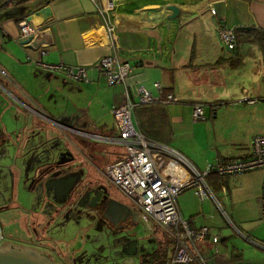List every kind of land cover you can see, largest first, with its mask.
Listing matches in <instances>:
<instances>
[{
  "label": "crops",
  "instance_id": "1",
  "mask_svg": "<svg viewBox=\"0 0 264 264\" xmlns=\"http://www.w3.org/2000/svg\"><path fill=\"white\" fill-rule=\"evenodd\" d=\"M108 1L26 0L0 7V70L5 72H0V115H6L14 125L9 130L4 126L0 160L9 156L5 146L11 143L13 133L26 175L40 172L39 162L34 164L33 158L38 161L48 150L50 159L60 163L59 168L46 170L49 177H55L51 188L59 192L76 174L84 172L93 177L90 165L100 171L123 152L121 145L100 139L113 134L110 110L122 97V87L108 85L97 67L102 57L112 54L111 42L119 58L133 67V87L143 86L161 98L168 94L178 97L179 103L174 105L137 104L132 121L152 143L181 154L185 151L181 141L186 126L193 123L190 115L194 103L204 104L207 119L217 105L236 97L235 89L243 79L252 81L251 89L258 90L252 98L264 97V46L259 39L251 29L243 30L236 35L233 55L218 36L222 20L229 27L248 26L264 32V0H111L114 8L107 13L111 35L100 12ZM167 5L178 7L176 18H169ZM44 7L47 10L43 12ZM23 18L40 29L29 44L19 36L18 22ZM42 49L45 53L40 55ZM40 62L83 66L88 80L74 81ZM155 82L161 86L160 93L153 87ZM249 154L250 150L238 156L217 153L214 162ZM211 184L220 195L222 209L234 213L247 234L264 239V220L258 209L264 170L231 175ZM204 202L210 209L193 218L183 214L182 204L178 206L193 229L207 225L216 232L221 226L219 216L212 210L211 199L200 204ZM28 217L21 223L22 240H7L1 247L31 249L49 261L64 264L65 253L80 246L79 235L68 238L67 245L64 241L47 243L40 236L44 217L32 213Z\"/></svg>",
  "mask_w": 264,
  "mask_h": 264
},
{
  "label": "rangeland",
  "instance_id": "2",
  "mask_svg": "<svg viewBox=\"0 0 264 264\" xmlns=\"http://www.w3.org/2000/svg\"><path fill=\"white\" fill-rule=\"evenodd\" d=\"M243 81L235 89V98L229 97L225 104L217 105L206 120L198 124L188 123L186 126L181 141L185 148L182 155L199 171L204 169L206 163H213L217 153L222 156H238L250 150L254 137L264 135V101L254 104L244 102V98H252L258 90L251 89L252 81ZM242 88L246 90L242 92ZM4 126L8 130L14 128L6 115H0V142ZM13 140H17L15 133L12 134L11 143L7 142L5 146L10 152L9 156L0 160V245L7 240H22L21 223L24 224L26 216L30 217L31 213L34 217L42 214L41 206H36L35 191L29 190L28 185H25V167L22 157L16 154L18 143L14 145ZM90 166L93 176L97 175L107 183L101 172ZM84 167L87 168V164ZM107 184L113 196L128 203L123 194ZM209 185L213 190V185ZM213 192L217 198L220 196L216 189ZM179 195L178 203L182 204L184 215L191 214L193 218L210 209L207 202L200 204L191 189H186ZM212 203V210L221 222L216 231L219 242L213 244L210 240H205L197 244L207 264H264V239L247 234L237 223L234 213L225 210V215L214 201ZM64 224L60 220L49 228V232L48 229L40 231V236L47 243L64 241L67 245L68 238L79 235L84 241L81 249L86 255L84 264H123L124 260L131 261L130 264H155V249L165 248L166 253L171 247V243L159 230L141 220L123 226L122 232L118 234H111L106 228L101 229L88 217L86 222L78 224L71 219ZM47 233L50 237L46 236Z\"/></svg>",
  "mask_w": 264,
  "mask_h": 264
},
{
  "label": "built area",
  "instance_id": "3",
  "mask_svg": "<svg viewBox=\"0 0 264 264\" xmlns=\"http://www.w3.org/2000/svg\"><path fill=\"white\" fill-rule=\"evenodd\" d=\"M113 8L114 2L110 0L105 10L100 9L105 16L104 26L108 35L112 34L113 28L107 13ZM209 9L211 14L215 13L212 6ZM18 29L20 38L29 40V43L40 31L26 18L18 22ZM218 36L224 46L235 55L237 47L235 29L227 26L222 20L219 22ZM111 45L112 54L102 57L97 67L108 85L122 87V97L110 110L113 134L100 139L121 145L123 152L114 161L103 166L100 172L126 197L130 207L137 212L139 220L154 225L171 243L163 264H207L197 244L205 240H210L213 244L218 243L219 236L207 225L200 227L199 230L193 229L190 221L182 215L177 197L184 190L191 189L199 202L211 199L225 214L206 178L211 174L228 177L259 169L264 170V135L253 138L250 154L247 157L207 163L204 169L199 171L177 150L152 143L134 127L132 114L137 104L174 105L179 103V99L171 94L161 98L158 94L152 95L143 86L133 87L132 65L119 58L114 42H111ZM39 53L43 55L45 51L42 49ZM42 65L52 72H63L74 81L88 80L87 69L83 66ZM0 72L5 75L3 70ZM153 87L160 93L159 83H153ZM257 100L264 101V97L243 99L248 104H254ZM204 107V104L199 102L192 105L193 123L206 119ZM258 209L260 218L264 220V185L258 200Z\"/></svg>",
  "mask_w": 264,
  "mask_h": 264
},
{
  "label": "flooded vegetation",
  "instance_id": "4",
  "mask_svg": "<svg viewBox=\"0 0 264 264\" xmlns=\"http://www.w3.org/2000/svg\"><path fill=\"white\" fill-rule=\"evenodd\" d=\"M41 154V156L39 155L38 161L37 158H33V161L35 160L34 164L39 162L37 165L39 168H41L42 172L40 170V172H33L29 176L27 175L25 179L27 183L25 185H28V188L35 191L36 206H41L42 208L41 215L44 217V229H48L47 232H49V228H51L53 224L59 222L60 220H62L64 224L72 219L79 224V222L82 221L86 222V217H88L93 220V224H97V226L101 229L106 228L111 234H118L119 232H122L123 226L135 223L137 220H139L137 212L132 207H130L128 203L122 202L113 196V194L108 189L109 185L107 183L109 182L105 179L104 180L107 181V183L104 182L102 178L98 177L97 175L91 177L90 174L81 172L73 176L74 180L71 181L63 191L59 192L57 189L53 190L50 184L51 180H54L55 177H49L50 175L46 174V170L53 166L58 167L60 163L57 160L56 162L50 159L49 152L46 149L44 150V153ZM86 164L89 165V161H87ZM36 169L37 168H35V170ZM103 186L105 187L106 191L102 189ZM109 199H113L126 205L131 214H128V216L124 218L126 216L125 214H118L117 211H107L106 207ZM64 226L66 227V224H64ZM33 231L34 233H38V231L35 229H33ZM46 236L50 237L49 233H47ZM3 239L1 241H3ZM83 244L84 241L82 240L80 242V246L77 249L69 252V254L67 252L65 253V256L68 257L67 259L65 257L64 264L85 263V252H81V249H83ZM7 247H12L19 250L25 249L32 253L35 252L31 249L22 248L15 245H7L5 247L0 246V248ZM52 263L63 264L55 262ZM130 263L131 261L129 260H124L123 262V264Z\"/></svg>",
  "mask_w": 264,
  "mask_h": 264
},
{
  "label": "water",
  "instance_id": "5",
  "mask_svg": "<svg viewBox=\"0 0 264 264\" xmlns=\"http://www.w3.org/2000/svg\"><path fill=\"white\" fill-rule=\"evenodd\" d=\"M166 9L171 12V14L169 15L170 19L176 18V16L179 13V9L175 5H167ZM46 10H47L46 7L41 9V11L43 12ZM15 11L16 9L12 10V12ZM237 29L249 30L250 27L241 26V27H237ZM22 42L29 44V40H24ZM102 189L106 191L104 186L102 187ZM106 210L110 212L117 211L118 214H125L126 216L124 218H126L128 214L129 215L131 214V212L127 209L126 205L118 201H115L113 199L108 200ZM0 264H53V263L49 261L48 258L40 254H37L36 252L32 253L25 249L19 250L12 247H7V248H0Z\"/></svg>",
  "mask_w": 264,
  "mask_h": 264
},
{
  "label": "trees",
  "instance_id": "6",
  "mask_svg": "<svg viewBox=\"0 0 264 264\" xmlns=\"http://www.w3.org/2000/svg\"><path fill=\"white\" fill-rule=\"evenodd\" d=\"M23 1H26V0H4V1L0 2V7L3 8V7H5V6L9 5V4H12V3L17 4V3L23 2ZM234 29H235V34L236 35H239V33H243L242 32L243 30H239L237 28H234ZM250 29H251L252 35L257 37L259 39V42L261 43V45L264 46V32L259 31V30L256 31L255 28H250ZM227 160H229V159H227ZM223 161H226V160H223ZM224 178L225 177H221V176H218V175H215V174H211V175H209L206 178V180L208 179V181H207L208 185L210 183H213L215 185V183H219L220 181L223 182ZM210 179H212V181H210ZM164 250H165V248H162V247H159V248L155 249V252H154V254H155V264H163V261L165 259V255H166Z\"/></svg>",
  "mask_w": 264,
  "mask_h": 264
}]
</instances>
